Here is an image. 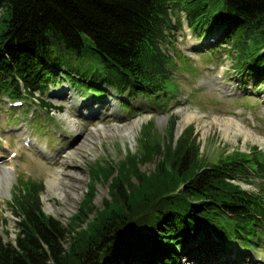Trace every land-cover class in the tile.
I'll list each match as a JSON object with an SVG mask.
<instances>
[{
  "label": "trees",
  "instance_id": "trees-1",
  "mask_svg": "<svg viewBox=\"0 0 264 264\" xmlns=\"http://www.w3.org/2000/svg\"><path fill=\"white\" fill-rule=\"evenodd\" d=\"M181 14L196 37L230 46L233 69L264 87V0H0V95L20 102L63 81L93 94L105 95L104 85L158 94L171 78L163 45ZM192 134L175 146L145 136L139 154L97 164L91 176L110 179L108 198L97 208L90 183L66 226L43 213L42 186L31 184L13 197L18 232L8 242L0 235V264H178L193 244L227 250L232 240L258 249L264 184L252 192L238 182L264 176L262 153L204 163Z\"/></svg>",
  "mask_w": 264,
  "mask_h": 264
},
{
  "label": "rangeland",
  "instance_id": "rangeland-1",
  "mask_svg": "<svg viewBox=\"0 0 264 264\" xmlns=\"http://www.w3.org/2000/svg\"><path fill=\"white\" fill-rule=\"evenodd\" d=\"M179 20V31L163 45L171 60V78L158 94H118L107 85L102 88L105 95L93 94L63 81L44 95L22 100L20 106L0 95V175L8 170L10 182L9 194L0 193V235L5 242L18 232L13 197L31 184L42 186L43 213L63 226L78 211L90 183L95 187L94 205L102 208L110 179L94 181L90 170L97 164L114 167L125 156L139 154L145 136L160 146L171 137L175 146L192 127L204 163L232 153L260 152L264 164V87L254 89L253 80L233 69L235 52L230 46L221 45L215 35L196 37L184 15ZM219 46L224 49L207 52ZM41 99L60 110L43 107ZM26 140L31 148L23 145ZM140 168L152 171L155 165ZM51 181H56L54 187ZM238 183L256 192L264 176ZM258 246L242 249L232 240L227 250L215 246L209 251L193 244L179 252L178 264H264V240Z\"/></svg>",
  "mask_w": 264,
  "mask_h": 264
},
{
  "label": "bare ground",
  "instance_id": "bare-ground-1",
  "mask_svg": "<svg viewBox=\"0 0 264 264\" xmlns=\"http://www.w3.org/2000/svg\"><path fill=\"white\" fill-rule=\"evenodd\" d=\"M220 89H222L220 86H218ZM77 129V128H76ZM76 131H78V130H76ZM79 134L80 135H82V132H79ZM32 147V145H29V148H31ZM68 150H70V149H68ZM67 150V151H68ZM67 151H65V152H67ZM65 152L62 154V155H64L65 154ZM2 156L0 155V158H1ZM18 157V154H16L15 155V158H17ZM8 176H9V171L8 170H5L3 173H2V175H0V189H2V190H0L1 192L0 193H4V194H6V195H8L9 194V185H10V182H9V178H8ZM67 177V176H66ZM55 183H56V181H51V187H54L55 186ZM55 190V189H54ZM194 248V247H193ZM193 248H191L190 250H193ZM209 260V259H208Z\"/></svg>",
  "mask_w": 264,
  "mask_h": 264
}]
</instances>
